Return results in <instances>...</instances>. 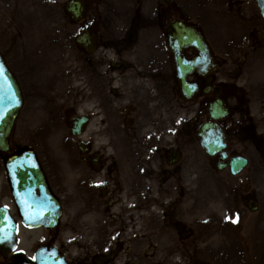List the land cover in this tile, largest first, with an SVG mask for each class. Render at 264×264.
Wrapping results in <instances>:
<instances>
[{
    "label": "flooded vegetation",
    "instance_id": "1",
    "mask_svg": "<svg viewBox=\"0 0 264 264\" xmlns=\"http://www.w3.org/2000/svg\"><path fill=\"white\" fill-rule=\"evenodd\" d=\"M104 1L85 0L76 21L64 10L68 0H0V6L59 5L61 13L43 20L46 30L40 31L51 47L45 36L33 46L43 54L58 51L59 67H30L24 57L17 62L1 29L0 61L21 98L11 134H63L66 141L58 144L67 155L38 157L36 180L27 174L17 182L5 164L31 146L17 142L0 157V207L17 229L15 248L0 253V264H11L17 251L31 257L47 246L56 247L65 264H225L249 258L253 243L245 229L260 225L254 185L264 172V25L244 0H216L227 21L245 23L238 30L241 44L214 45L193 23L216 67L186 76L195 88L187 99L166 31L174 19L190 23L180 8ZM184 55L192 59L197 53ZM252 59L256 71L247 87L243 71ZM205 123L224 137L223 149L212 156L200 146L198 130ZM39 186L59 205L53 228H29L14 197L18 191L30 199L35 187L37 198ZM237 216V223L226 219Z\"/></svg>",
    "mask_w": 264,
    "mask_h": 264
},
{
    "label": "rangeland",
    "instance_id": "2",
    "mask_svg": "<svg viewBox=\"0 0 264 264\" xmlns=\"http://www.w3.org/2000/svg\"><path fill=\"white\" fill-rule=\"evenodd\" d=\"M175 1L176 4L179 5L185 13H187V16L192 22L201 25L205 29L207 36H210H208L209 38H213V40L220 42L224 46L228 45L230 39L227 35L228 33L226 31V25L223 21L227 20V18L222 16V13L217 10L216 0ZM104 3L108 6H111L108 0H105ZM58 6L59 5L55 3H16L14 5L6 3L5 5L0 6L1 35H4V37H6L5 45L10 46V51L13 56L16 57L17 62L20 61L21 63L24 57L23 62H27L26 65L30 67H32V65H39L42 69H55L56 67H59L60 62L58 59V51L54 50V52H51L49 49L43 54L37 51V48H33L34 44L37 43L39 39L43 38V36H45L40 32L42 30H44L45 32L46 30L45 26H43L45 23L43 20L51 19L49 15L61 13ZM102 8H105V6H102ZM229 23L233 30L232 35H234L235 37L237 36V34H239L240 31L239 30L236 34H234L236 29H241L245 25V23L243 22L238 23L234 20H230ZM212 26L217 27V37H215L214 28ZM44 41L48 45L49 40L46 36L44 37ZM250 71L251 69L248 68L247 73ZM17 134L18 136L16 134H13L11 137V143L13 146L17 145V142L21 143V141L24 142L23 144L30 146L31 143H33L37 145L38 149H41L37 152L39 157H46L47 155L51 158L58 159L67 157V155L65 154V150H63L62 146L57 143L61 136L64 135L52 132L42 134L22 132ZM36 135H39L40 141H36L35 143L32 141L33 137H35ZM254 186L257 189L259 195L260 211L258 214L260 218V225L258 226V228L245 229V236L248 235L251 244L253 243V240H256V242H254L253 248L249 250V258H245L246 252H244L243 258L245 259L240 261L239 259L230 260L224 262L225 264H264V172L262 173L260 180L257 181ZM167 264L179 263L170 262Z\"/></svg>",
    "mask_w": 264,
    "mask_h": 264
},
{
    "label": "water",
    "instance_id": "3",
    "mask_svg": "<svg viewBox=\"0 0 264 264\" xmlns=\"http://www.w3.org/2000/svg\"><path fill=\"white\" fill-rule=\"evenodd\" d=\"M70 6L69 12L75 14L80 13L82 10V0H74ZM166 1V0H162ZM257 9L264 21V0H255ZM169 31V42L171 44V49L175 56V62L177 65V71L179 74V79L181 81V84L183 86V91L185 94H190L191 90L186 87L184 83L185 74L192 71L194 68L197 67L198 71H204L203 66L207 65V62L205 60V55L207 52L205 43L203 42V39L201 35L194 31L193 29L189 28L186 29L182 23L180 22H174L169 25L168 27ZM193 47L195 48L199 53V58L194 61H185L181 55V48L184 47ZM0 64L2 65V62L0 61ZM200 67V68H198ZM7 74V73H6ZM2 78V77H0ZM7 80H9L7 83ZM13 88L14 97H7L6 93H10L11 91L9 88ZM20 98L18 96L17 90L15 89L14 83L10 76H6V78L2 81L0 84V110H2L5 113V118L3 121H0V152H7L9 149L8 146V138L11 130V126L13 124V121L16 117V114L18 112V109L20 108ZM211 127L209 125H203L199 131V136L201 138V146L204 148V150L209 153L210 155L216 153L219 151L223 146V136L219 130H216V128H213V130H209ZM18 158L23 159H35V156L33 153H24ZM11 167H26L27 164L25 162L17 163V162H10L8 164ZM35 165V164H34ZM23 174H27L23 173ZM33 174V172L31 173ZM20 178V176H18ZM32 178L29 177L30 180H33L35 177L32 175ZM27 176L24 175L22 180H26ZM53 218L56 219V215L58 212H56V208L54 211ZM50 214H46L45 217H49ZM4 221V213L0 210V239H12L14 237L13 233H10L9 230L5 231L3 230L2 226ZM50 227L53 226L52 224L49 225ZM0 243V252H6L4 251L5 248H9L10 243L6 242ZM42 251V252H41ZM40 253H45L46 250H41ZM34 261H29L28 259L24 258L23 255L20 253L15 254L12 258L13 263L12 264H40V261L42 258H38V256H35ZM54 264H60V262L57 259L53 260ZM51 261H49L48 264H50ZM43 264H47L46 262Z\"/></svg>",
    "mask_w": 264,
    "mask_h": 264
},
{
    "label": "snow or ice",
    "instance_id": "4",
    "mask_svg": "<svg viewBox=\"0 0 264 264\" xmlns=\"http://www.w3.org/2000/svg\"><path fill=\"white\" fill-rule=\"evenodd\" d=\"M4 118H5V113L2 110H0V121H3ZM97 186H99V185H97ZM226 219L230 220L232 223H237L239 220V217L237 216L235 219H232L231 217H226ZM4 242L5 241L3 239H0V243H4ZM32 259L35 260L36 258L33 257Z\"/></svg>",
    "mask_w": 264,
    "mask_h": 264
}]
</instances>
